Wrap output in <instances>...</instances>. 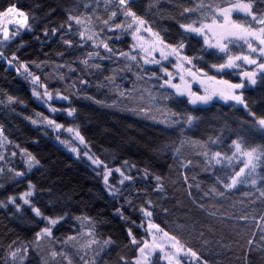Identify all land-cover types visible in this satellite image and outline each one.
<instances>
[{
    "label": "trees",
    "instance_id": "obj_1",
    "mask_svg": "<svg viewBox=\"0 0 264 264\" xmlns=\"http://www.w3.org/2000/svg\"><path fill=\"white\" fill-rule=\"evenodd\" d=\"M229 2L129 0L128 7L145 19L153 31H158L166 43L175 45L183 38L182 54L202 56L203 59L193 60L202 73L215 77L216 81L245 83L241 92L248 109L219 100L193 106L187 102V96H177L175 89L167 85L160 87L168 79L161 71L162 66L176 76L172 83L178 84L172 59L144 66L139 58L132 61L119 56L120 52L132 54L130 31H108L101 22L111 11L117 12L110 22L113 25L131 19L122 14L120 9L124 6L117 0H0V11L15 5L28 15L31 25V31L19 29L13 36L14 30L11 39L0 41L4 57L0 61V129L3 130L0 168L4 170L0 174L3 185L0 201L6 205L0 207V264H69V260L71 264H85L90 255L87 264H134L141 245L131 243L128 231L130 229L138 241L147 239L148 218L140 208L147 207L148 200L152 201L151 220L209 264H245V255L250 264H264L261 259L264 256V220H261L264 197L260 196V190H264V167L257 168L255 185H238L220 197L210 189L224 190L217 176L226 178L225 173L232 169L219 165L215 170L208 168L199 154L203 151L200 145H206L209 138L217 136L221 138L220 143L212 144V150L231 154V141L237 138V132H246L254 122L249 113L264 117V72L256 70L255 86L248 85L243 77L244 72L253 69L243 60L236 62L239 67L218 72L211 65L223 63L226 53L208 48L202 36L185 33L179 26L204 20L201 11L183 12L186 7L195 8L201 3L205 8L218 4L227 6ZM257 9L264 10V0L254 4L253 11ZM69 13L91 15V26L99 32V39H104L117 55L108 58L110 54L102 47L93 48L92 41H81L77 34L81 26L68 21ZM232 15L234 19L251 20L244 13ZM68 23L72 24L70 32ZM62 24L64 28L60 27ZM53 28L58 30L55 35ZM62 36L71 39L73 47L64 44ZM229 49L234 55L250 54L247 45L238 40H233ZM94 51H99L105 59L90 61V64L98 63L99 69H86L80 60ZM13 55L17 60L10 65L8 61ZM251 55L258 62L264 61L259 53ZM21 64L27 66V72ZM69 65L76 70L69 71ZM28 72L39 76L38 87L31 84ZM82 79L87 83H81ZM41 85L53 93L50 105L58 111L52 115L32 94L33 89L44 92ZM194 90L199 92L197 87ZM57 92L68 99L58 101ZM9 96L13 102L8 100ZM68 109L75 110L72 116L67 114ZM173 112L178 115L172 116ZM189 113L198 117L191 126L183 123V117ZM45 118L54 120L64 129L78 130L84 137L87 152L99 158L102 167L107 165L113 170L109 183L121 188L123 195L117 198L109 195L102 175H98L102 170L95 171L85 159L75 158L55 144L58 133L45 124ZM33 120L37 123L33 124ZM60 135L64 136L63 131ZM247 141L250 147L264 148V135H248ZM29 154L39 162L31 171L28 170ZM239 166L242 164L236 165L237 169ZM116 168L133 176V180L120 185L122 177ZM15 171L25 175L16 177ZM156 176L162 178V192L155 190ZM29 183L35 185V194L29 199L44 215L64 217L53 228V238H44L38 244L35 234L46 221L35 216L29 205L19 199L28 191ZM9 197H16V204L21 205L19 212L15 205L7 203ZM85 217L92 223L83 219ZM90 229L94 230L98 243L84 250L77 249L76 241L81 242L83 237L87 241L93 239L88 234ZM70 236L75 239L68 240ZM109 239L112 243L105 244ZM204 241L209 243L205 245ZM17 248L21 251L14 259L10 253ZM53 251L58 255L53 257ZM158 261L157 255L150 264Z\"/></svg>",
    "mask_w": 264,
    "mask_h": 264
},
{
    "label": "snow or ice",
    "instance_id": "obj_2",
    "mask_svg": "<svg viewBox=\"0 0 264 264\" xmlns=\"http://www.w3.org/2000/svg\"><path fill=\"white\" fill-rule=\"evenodd\" d=\"M117 2L119 5L124 6L120 9V11L125 16V18L127 19L128 17H130L131 19L127 20L126 23H116L113 25L110 22L117 16V12L111 11L109 17L107 19H103L101 22L105 26H107L108 31H113L115 29L130 31L132 39L134 41H137V44H133L132 46L133 51H135L137 47H139L140 52L144 53V55L139 56V59H142L144 64H160V60L156 59L153 55L155 52L159 51L160 57H162L163 59H167L168 56L172 55L176 57V64L174 66L178 69L179 72L187 73L189 76L193 77V79H198L202 74L208 81H215L218 84L224 85V87L213 88L211 90L205 88L204 94L198 95L196 92H193L191 90L190 83L185 80L183 74L180 75V81L182 83L188 84V87L185 89H181L180 84H173V74L171 72H168L167 69L162 66L161 71L164 72V75L167 76L168 79L164 80V82L160 85L161 88L167 85L168 87L175 89L177 96H187V102L193 106L208 105L214 97H218L219 99L226 102L234 101L236 104L242 105L245 109H248L249 105L244 98V94L242 92H237L238 89H244L246 87L245 83H229L226 80L216 81L215 77L208 76L206 72L202 73V70L200 68H197L193 64V60L203 59V57H189L187 55H183L182 49L185 47L183 38L175 45L166 43L158 31H153L152 27L148 25V22L145 19L138 16L131 10V8L128 7L129 0H117ZM257 2L258 0H230L227 6L218 4L215 6L209 5L207 6V8H205L201 3L195 8L186 7L183 9V12L187 13L201 11V15L204 16V20L193 21L191 23H181L179 26L184 30L185 33H194L196 35L202 36L204 39V43L208 48H217L220 52L226 53V58L223 63L211 65V67L215 68L218 72L224 71L225 69L239 67V65H237L236 63V61L239 60H243L247 64L257 65L258 71L264 72V62L258 63V60L251 55V53H259L260 56H264V10L257 9L256 11H253L254 4ZM84 6L88 7L89 5L85 4ZM234 11L244 13L246 17H251V20L242 21L240 18L234 19L232 15ZM4 17H19L20 19H16L15 23H17L20 28L31 31V25L29 24L28 15L25 12L18 10L15 5L10 6L6 11H0V18ZM96 19H100V17H96ZM68 21H74L76 25L81 26V28L77 29V34L79 35L81 41H92L93 48L98 49L102 47L107 53L110 54L108 58L117 55L115 50L110 47L104 39H99V32L94 30V28L91 26L93 24L91 15H73L69 13ZM8 23H13V19H9ZM85 24L89 25V27H83ZM254 25H260V27H255ZM60 27L64 28L65 25L62 24ZM67 28L70 32L72 30V24L68 23ZM142 30L149 33L152 37L150 41H147V43L150 45L147 48L144 47L145 38L142 35H139ZM57 31L58 30L56 28H53L52 34L55 35ZM101 31L103 30L101 29ZM18 32L19 29H17L13 33V36L18 34ZM44 34L47 35V31H45ZM9 39V31L7 28H4L3 40L7 41ZM61 39L69 48L73 47V41L71 39H64L63 36L61 37ZM117 39H119V37H117ZM233 40L243 41V43L247 45L250 54H232L229 49V44L232 43ZM80 46L82 47L83 45L81 44ZM118 55L132 61H137L138 59L137 55H133L129 52H120ZM149 57H151V59H149ZM0 58H4L2 52H0ZM97 58L101 60L105 59V57L102 56L99 51L88 52L86 57L80 60V63L83 64L86 69H99L100 65L98 63L90 64V61ZM15 60H17V57L13 55L8 63L11 65L12 61ZM185 65H191V67H185ZM20 67L24 68L25 72L28 71L26 65L21 64ZM60 67H64V65H60ZM68 67L69 71L76 70L74 68H71L70 65ZM28 76H31L33 83L39 81L40 79L39 76L33 75L31 72H28ZM153 76H155V73H153ZM243 77L247 79L248 85L250 86H255L258 82L257 71H246L243 73ZM60 78L63 79V76H61ZM157 79H159V77H157ZM200 82L201 84L204 83L203 80H201ZM81 83H87V81L82 79ZM41 87H44L43 93H40L37 90L33 89L32 94L38 99L47 97V100L44 101L45 103H47V101L53 99V93L47 89V86L41 85ZM73 87H75L74 84ZM121 95L123 96L124 93H121ZM56 96L59 99H68L67 96H63L59 92L56 93ZM165 98L168 97L166 96ZM8 100L10 102H13V98L11 96L8 97ZM50 110L52 112L58 111V109L55 107H51ZM74 111V109H68L67 114L69 116H72ZM141 111L146 110L141 109ZM249 114L253 116L254 122L246 132L243 130L241 132H237V138L231 141V154L218 150H212V144L220 143V136L209 138V141L206 145H200L203 151L199 154L204 157V162L208 168L215 170V167L219 165L221 166V168L232 169L231 172L225 173L226 178L217 176V181L223 185L224 189L220 191H218L215 187L210 189V192L214 193L217 196L223 197L226 190L235 189L238 185H246L248 183L255 185L257 182L255 176L257 168L264 167V148L250 147L247 141L248 135L257 133L260 135H264V117H256L255 113L253 112H250ZM171 115L177 116L178 114L173 112ZM45 119L47 120V123L49 125H54L56 129H60L61 127H63L60 124H56L54 120H50L47 118ZM196 120H198V117L193 113H189L183 117V123H186L189 126L193 125ZM32 123L35 124L37 123V121L33 120ZM67 131L73 132L74 129L68 128ZM2 136L3 130L0 129V137ZM75 136L80 140L81 144L85 143L84 137L80 135L78 130L75 131ZM61 142L65 143L66 146H69L65 141ZM69 147L71 151L76 152L77 156H79L77 148L71 146ZM177 151H179V149H177ZM12 155L15 156L16 153L13 152ZM84 155L87 156L88 159L98 167L103 163L99 160V158L94 157V155L89 154V152L87 151L84 153ZM0 159H3V156H0ZM38 163L39 162L35 160V157H32L29 154L28 170L31 171L34 164ZM188 163H191V161H189ZM238 164H242V166H239L237 169L236 165ZM125 166H127V162H125ZM182 166L186 167L187 165ZM103 167L104 171L102 173H98V175H102L104 185L109 195L113 196L114 198L123 195V191L121 188L109 183V176L111 175L113 170L108 169L107 165H104ZM3 171V168H0V174H3ZM9 171H13V169H9ZM115 171L120 173V176L122 177L119 180L120 185H123L125 181L133 180V176L127 175L124 171H121L120 168H116ZM14 175L16 177H22L25 175V173L21 171H15ZM147 175L148 173L145 170V177H147ZM161 179L162 178L160 176L155 177V180L157 182L155 190L158 192L163 191ZM187 179V176H185V183H187ZM2 186L3 185L0 184V187ZM189 187H191V185H189ZM197 187H199V185H197ZM34 194L35 185L29 183L28 191H25L19 197V199L23 201L24 205H29L35 216L40 217L43 221H46L45 226L35 234V240L38 244L44 238H53V228L58 223H60V221L64 219V217H49L44 215V213H42L41 210L36 207L35 204H33L29 199ZM205 195H208V193H206ZM260 196L264 197V190H260ZM128 202L131 203L130 200ZM7 203L15 205L17 212L21 210V205L16 204V197H9ZM146 204L147 207H141L140 211L143 213L144 217L148 218L146 230L148 231L149 235L152 236V242L149 243L148 240L138 241L129 229L128 235L131 237V243L134 245H141L138 248L140 256L134 261V264H148L149 257L152 256L157 249H159V251L164 254L163 258L168 261V264H182V260L179 258L181 253H183L185 256L195 257L198 264H209L206 259H202V257L198 255L197 252L194 251L191 247H186V245L181 243V241L175 235H170L158 224L154 223L151 220L153 212L150 210L152 207V201L148 200L146 201ZM5 206L6 205L4 204V202L0 201V207ZM164 211H167V209H165ZM120 214L122 215V213ZM77 219L81 218L78 217ZM83 219L88 220L90 224L92 223L91 220L87 217ZM244 219H246V217H244ZM261 220H264V217H261ZM178 227H183V225H179ZM161 233L162 236L159 235ZM88 234L89 236L93 237V239L88 241V247H91L93 243H98V241H96L94 238L93 229H90ZM200 235L203 236V233H200ZM164 238L167 239V244L169 245V250L167 251L165 244L160 243V241H162ZM67 239L73 240L75 239V237L70 236ZM104 243L110 244L112 243V241L109 239ZM204 243L205 245H207L209 241H204ZM20 251L21 249L19 248L13 250L10 253L11 257L15 259L17 257V253ZM23 251L26 252L27 248L25 247ZM57 255V252H52L53 257ZM261 259L264 260V256H262ZM244 260L245 264H250V261L247 259V255H245ZM69 264H71V260H69ZM85 264H87V261L85 262Z\"/></svg>",
    "mask_w": 264,
    "mask_h": 264
},
{
    "label": "rangeland",
    "instance_id": "obj_3",
    "mask_svg": "<svg viewBox=\"0 0 264 264\" xmlns=\"http://www.w3.org/2000/svg\"><path fill=\"white\" fill-rule=\"evenodd\" d=\"M233 13H242V12H239V11H234ZM9 19H13V23H8V20ZM16 19H20L19 17H4V18H0V41L1 42H4L5 40H3V29L4 28H7L8 31H9V35H12L13 31L14 30H17V29H20L21 31L24 30V28H20V26L15 23V20ZM139 35H142L144 38H145V41H144V47H149L150 45L147 43V41H150L152 39V37L150 36L149 33L147 32H144L143 30L141 31V33H139ZM12 37H10L11 39ZM239 41V40H238ZM214 42V41H213ZM243 42V41H242ZM132 44H137V41H134L132 39ZM214 49H217V48H214ZM132 54L133 55H137L138 58L140 55H144V53H141L140 50H139V47H137V49L135 51H133V48H132ZM155 56L156 59H159L160 60V63H163V62H167L169 61V59H172L173 60V63L172 66L175 68L177 74H178V84H180V87L181 89H185L188 87V84L186 83H182L180 81V75L183 74L184 75V78L187 82L190 83V87H191V90L193 92H196L195 87H197L199 89V92H196L198 95H202L204 94V90L205 88H208L209 90L213 89V88H221V87H224V85H221V84H218L216 83L215 81H208L206 79V77H204L202 74L199 76L198 79H193V77L189 76L187 73H181L178 71V69L174 66L176 64V57L174 55L172 56H168L167 59H163L162 57H160V54H159V51L155 52L153 54ZM259 57L261 58H264V56H260ZM149 59H151V57H149ZM257 59V58H256ZM143 63V60L140 59ZM237 62V61H236ZM264 62V61H263ZM259 63V62H258ZM144 66H154L156 65L155 63H150V64H144ZM246 65L248 66H253V69L252 71H256L258 70L257 69V65H252V64H247ZM187 65H185L186 67ZM173 79H177L175 78L176 76L173 75ZM30 79V78H29ZM201 80L204 81L203 84H201ZM173 81V80H172ZM31 84L32 85H37V81L35 83L32 82V79L30 80ZM38 87V85L36 86ZM242 89H238L237 92H241ZM43 90H41L40 93H42ZM37 100H39V102L46 108V110L48 111V113L50 115L54 114V112H52L50 110L51 108V100L47 101V103H45L44 101L47 100V97H42L41 99H38L36 96H34ZM58 101H61V99L57 98ZM188 100V98H187ZM214 100H219V101H222V102H226L224 100H221L219 99L218 97H214L212 101ZM228 103H234L236 104L234 101H227ZM237 106H242V105H239V104H236ZM46 125H48L51 129L54 130V132L58 133L57 136L54 138V142L55 144H57L58 146H60L62 149L66 150L67 152H69L71 155H73L75 158H83L86 160V162L95 170V171H104L103 167L100 165L99 167L95 164L92 163L91 160L88 159L87 156L84 155V153L87 151L84 147L83 144L80 143V140L78 138H76L75 136V132H68L67 129H64L63 127H61L60 129H56L54 125H49L46 121L45 123ZM65 130V131H64ZM63 131L64 133V136L60 135V133ZM61 141H65L67 143V145L71 146V147H75L77 148V151L79 152V156H77V153L76 152H73L70 150V147L69 146H66L65 143H62ZM35 166V164H34ZM33 166V167H34ZM32 167V168H33ZM146 229H147V226H146ZM147 234V239L149 241V243L152 242V236L149 235L148 231L146 232ZM160 236H162V233L159 234ZM87 239L83 237V240L80 242V241H76V248L77 249H80V250H84L85 248H87ZM87 243V244H86ZM160 243H163L165 244V247H166V251L169 250V245L167 244V239L164 238L162 241H160ZM174 251V250H173ZM159 256V261L157 264H168V261L166 259L163 258V253H161L159 251V249H157L152 256L149 257L148 259V264H150L151 262L154 263V260H155V257L156 256ZM92 255H90L89 257L86 258V260L84 261V263L87 261V263L89 262V259L91 258ZM140 254L138 252V256L137 258H139ZM136 258V259H137ZM181 260H182V264H186L185 262H187L188 264H196V259L194 257H191V256H185L183 253H181L180 257H179Z\"/></svg>",
    "mask_w": 264,
    "mask_h": 264
},
{
    "label": "built area",
    "instance_id": "obj_4",
    "mask_svg": "<svg viewBox=\"0 0 264 264\" xmlns=\"http://www.w3.org/2000/svg\"><path fill=\"white\" fill-rule=\"evenodd\" d=\"M3 60V58H0V61H2Z\"/></svg>",
    "mask_w": 264,
    "mask_h": 264
},
{
    "label": "bare ground",
    "instance_id": "obj_5",
    "mask_svg": "<svg viewBox=\"0 0 264 264\" xmlns=\"http://www.w3.org/2000/svg\"><path fill=\"white\" fill-rule=\"evenodd\" d=\"M135 260H136V259H135ZM135 260H134V261H135Z\"/></svg>",
    "mask_w": 264,
    "mask_h": 264
}]
</instances>
